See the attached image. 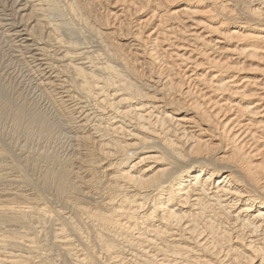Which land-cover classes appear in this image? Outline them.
Here are the masks:
<instances>
[{
  "label": "bare ground",
  "instance_id": "bare-ground-1",
  "mask_svg": "<svg viewBox=\"0 0 264 264\" xmlns=\"http://www.w3.org/2000/svg\"><path fill=\"white\" fill-rule=\"evenodd\" d=\"M0 33L43 103L12 123L71 149L0 139V264H264V0H0Z\"/></svg>",
  "mask_w": 264,
  "mask_h": 264
},
{
  "label": "rangeland",
  "instance_id": "rangeland-1",
  "mask_svg": "<svg viewBox=\"0 0 264 264\" xmlns=\"http://www.w3.org/2000/svg\"><path fill=\"white\" fill-rule=\"evenodd\" d=\"M9 45H12V44H9V40L7 38L5 39V36H3L0 33V92L2 91L3 96H4V98L2 99V104H0V139L2 140L1 142H3L2 145L4 143L5 145L7 144L8 146L6 147H10L8 149H10L11 152L15 151V153L13 154H16V156L17 154L23 155L26 152V151L25 152L23 151L24 153H21V152L19 153V149L21 146H25V150H28V151L32 150V152H34L33 154H35L38 151H40L38 153H41L44 150L45 151L47 150L46 151L47 153L49 151V154L51 153L54 155L58 154L59 156H62V157L68 155V153L70 154L71 149L69 147L70 146V143L68 142L69 140L66 139V136L63 134L62 131L58 132V130L60 129H59V123L57 122L56 119L54 121L55 123L57 122L55 124L57 125V127L56 129L54 128L55 130L53 129L54 133L52 132L50 134L51 136L50 135L46 136L45 134L47 133H43L41 135L38 134V132L35 131L36 128L35 129L32 128V130H29L31 128H28L26 125H24L23 121H22V124L18 123V125H16L15 122L12 123V121H14L12 114H14L15 109L23 105V107L26 108V110H32L33 109L32 107L34 106L33 105L34 102H37L39 105V103L40 104L42 103V99L40 100L41 101L40 102L39 94H38L39 92L34 90L33 84L27 77V74L25 73L24 68H22L16 62V59H15L16 54L13 52V47L12 46L9 47ZM249 64H252V62H245V66H248L250 68L251 65L249 66ZM7 107L11 109L8 110ZM5 108H7V111ZM11 110L12 112H10ZM13 124H15L16 126H13ZM29 168L30 166L27 167L28 169L27 173H29L30 176L32 174L35 175V176L33 175L31 176V178L33 177V179H35L36 174L34 173H37V172L32 170L33 169L32 167L31 169Z\"/></svg>",
  "mask_w": 264,
  "mask_h": 264
}]
</instances>
